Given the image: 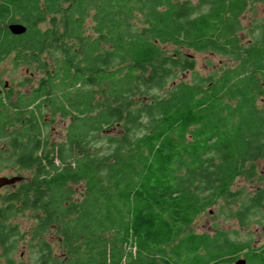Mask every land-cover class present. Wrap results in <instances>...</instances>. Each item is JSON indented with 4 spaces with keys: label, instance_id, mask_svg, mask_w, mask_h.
Segmentation results:
<instances>
[{
    "label": "trees",
    "instance_id": "1",
    "mask_svg": "<svg viewBox=\"0 0 264 264\" xmlns=\"http://www.w3.org/2000/svg\"><path fill=\"white\" fill-rule=\"evenodd\" d=\"M248 1L0 0V61L42 74L19 91L18 143L38 166L0 208L5 255L26 241L32 264L221 262L220 230L186 228L264 158V28L237 35ZM180 48L235 64L173 82L194 69ZM44 111L69 119L64 140L41 134ZM27 210L29 229L9 223Z\"/></svg>",
    "mask_w": 264,
    "mask_h": 264
},
{
    "label": "rangeland",
    "instance_id": "2",
    "mask_svg": "<svg viewBox=\"0 0 264 264\" xmlns=\"http://www.w3.org/2000/svg\"><path fill=\"white\" fill-rule=\"evenodd\" d=\"M193 2H196V0H193ZM89 23L90 21L88 18L86 19L85 24V28L87 27L88 32ZM239 23L241 28L237 32V35L241 40V44H247L249 41H251L252 34L259 32L258 30L257 32L255 28H264V0L253 1L251 3L248 1L245 11L239 17ZM47 25L48 23L45 22L43 26ZM163 48L170 50L171 52L173 50L172 45H165ZM179 50L183 55L192 56L194 59V69L179 72L174 78L173 82L179 80L192 81L198 76L208 75L216 78L227 66H232L235 64L234 58L213 50L193 51L186 48H180ZM0 74L9 80L13 87L18 88V90L21 91L26 90L29 86H34L37 83L39 77L42 75L37 70L32 71L25 69L24 66H15L12 62V57L10 56H7L3 58L2 61H0ZM24 80L31 81V84H24ZM19 81H21L23 84L20 85ZM145 100V98H142V101ZM43 116H47L46 125H48V127L45 129V132L47 131L49 139L51 141L64 140L66 126L69 119L64 117V121H62L59 115L51 116L48 111H44ZM102 134L120 135V131L117 130V126H114L107 131L104 130ZM255 165L257 171L255 176L247 178L238 176L231 184V189L236 188V192L240 191L238 192L240 198L239 200L235 199L234 201L228 202L226 204V215L224 214L225 202H223L220 198L215 204L206 207L205 210L201 211L187 226L186 230L198 233L206 232L210 234L214 233L216 230H224L227 232L228 236L234 240H251V243L256 242V239L259 237V232L263 231L264 206H262L261 209H256L251 215L252 218L250 222H248V224L242 228V225L240 226L235 223L233 217L229 216L232 213L234 214V209L236 208L235 201L243 202L246 193L253 192L255 188L264 186V158H260L259 160L255 161ZM4 195V191L0 192V208L5 207L6 204ZM74 197H77V194H75ZM9 223L19 224L20 230L25 231L33 224V219L31 218L29 211H24L16 214L12 219L9 218ZM228 250V247H222L221 254L226 253ZM3 252L2 245H0V264H8L7 256H12L13 264H32L34 258V255L31 254L27 248L26 241L17 242L15 244L14 250L12 249L10 253H6V255Z\"/></svg>",
    "mask_w": 264,
    "mask_h": 264
},
{
    "label": "flooded vegetation",
    "instance_id": "3",
    "mask_svg": "<svg viewBox=\"0 0 264 264\" xmlns=\"http://www.w3.org/2000/svg\"><path fill=\"white\" fill-rule=\"evenodd\" d=\"M30 82L29 80L23 81L24 84H29ZM23 83L19 81L20 85ZM30 87L22 91L27 94V97H30ZM19 91L21 90L13 87L12 83L0 74V179L3 178L4 180L2 179V181H6L0 185V192L4 191V196L16 193L23 186L27 187L28 183L32 181L34 170L38 166V160H35V162L32 161L31 163L32 156L24 150V146H19L18 143V101L21 98ZM37 101L27 106L23 111L32 109ZM55 115H59L60 119L64 121V116L60 112L55 113ZM46 120L47 116L39 117L38 123L41 134L45 133L44 129L48 127ZM41 153L42 151L39 150L37 156L41 155ZM54 162L55 165L60 164L59 160H54ZM231 184L228 185L227 190L220 196L222 201L225 202L224 210L228 202L234 201L235 199L239 200L240 198L238 193L240 191L236 192V188L231 189ZM29 195L31 196V191ZM235 204L234 214L232 213L234 216L232 214L229 216L233 217L235 223L240 226L242 225V228L250 222L251 215L255 210L261 209L264 206V186L255 188L253 192L246 193L243 202L235 201ZM27 211L29 213L31 212L30 210ZM224 214L226 215V210ZM262 229L263 231L259 232V237L254 243H251V240H234L228 236L226 231L220 230L221 234L218 242L221 247L220 254L222 247H228L229 250L220 255L219 259L221 262L218 264H237V261H242V264H264V226Z\"/></svg>",
    "mask_w": 264,
    "mask_h": 264
},
{
    "label": "water",
    "instance_id": "4",
    "mask_svg": "<svg viewBox=\"0 0 264 264\" xmlns=\"http://www.w3.org/2000/svg\"><path fill=\"white\" fill-rule=\"evenodd\" d=\"M7 29L13 35H20V34H23L26 31L25 25L20 23V22H11V23H9L7 25ZM15 178H19V177H15ZM2 179L3 178L0 179V185L3 184L4 182H6V181H2ZM13 179H11V180H13ZM236 263L237 264H242V261H237Z\"/></svg>",
    "mask_w": 264,
    "mask_h": 264
}]
</instances>
